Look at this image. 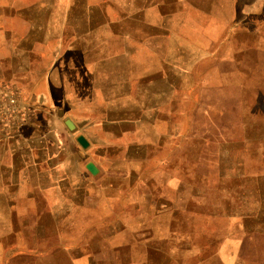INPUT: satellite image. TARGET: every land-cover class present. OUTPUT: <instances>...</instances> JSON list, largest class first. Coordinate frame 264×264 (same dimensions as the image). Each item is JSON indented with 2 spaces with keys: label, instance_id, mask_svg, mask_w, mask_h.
Masks as SVG:
<instances>
[{
  "label": "rangeland",
  "instance_id": "obj_1",
  "mask_svg": "<svg viewBox=\"0 0 264 264\" xmlns=\"http://www.w3.org/2000/svg\"><path fill=\"white\" fill-rule=\"evenodd\" d=\"M47 71L83 160L147 115L73 200L19 170L57 141L17 134L64 127L22 90ZM0 164V264H264V0H0Z\"/></svg>",
  "mask_w": 264,
  "mask_h": 264
},
{
  "label": "crops",
  "instance_id": "obj_2",
  "mask_svg": "<svg viewBox=\"0 0 264 264\" xmlns=\"http://www.w3.org/2000/svg\"><path fill=\"white\" fill-rule=\"evenodd\" d=\"M27 52L30 51L27 50ZM64 72L65 71H62L60 74L61 79L59 76L57 80L53 78V74H50L49 71L44 72L41 76H39L38 79L33 78L34 80L32 81V86L22 88L23 92L27 95L28 100L38 108V111L41 110L45 111L46 114H50V110H53L57 112L56 115L58 118L64 117V119L62 120L64 127H57L56 129L59 128V130H54L51 132H21L17 134V137L20 139V142L23 145V147L19 149V151H17V155L22 154V151H26V155L29 157L30 155L27 150H30L31 152L33 151L32 144L34 143V141L45 142V140H48L49 137H52L57 141V148L50 154L49 151H51L52 149L45 148V150H48L43 154V157L48 156L45 161L41 160V162L38 163L26 162L25 164L20 165V169L19 166L11 168L13 171L18 169L20 171H23L22 168L24 167V172L33 173L32 177H34L35 173V176H37L38 179V184L43 180L45 174L47 176V180L50 182V187H54V189L52 190H54L58 194H64L66 199L73 200V196H76L75 192L81 189L83 185L87 189H89L88 191L90 193L91 187L89 185V182L95 180V177L100 172V167L97 165V160L100 159L98 153H100L101 148L103 150H107L108 148L114 147L115 144L112 142V140L115 138H119V136L123 134V132H121L119 129H121L124 125L139 126L140 124H144L147 115L143 114V110L141 111L142 114L137 116L122 114L116 117H109L106 113V115L103 117L104 119L102 118L101 120V122L105 123L107 126L104 130L105 137L103 138L105 140L100 144L99 149H94V155L91 158L92 161L83 160L87 157L86 151L88 148L83 149L77 142V137L82 135L89 141L90 145H93L94 147L97 145H94V141L88 138L85 134H79L74 138L70 133L73 131H69L65 125L66 120H71L76 126L75 130L80 129V126L78 124L79 122L77 120L68 117L65 118L64 116L65 108L73 107L76 104L74 102L75 100L72 98L69 88L66 86V83L62 78V76H64ZM52 73H54V71ZM141 107L144 108L145 105ZM159 107H156V110L158 109L157 111H159ZM56 115L45 117V119L50 120V118H53L54 121L58 122ZM38 122V120L33 121L32 126L35 125V123L37 124ZM111 126L112 128L116 126V131H113ZM89 162H92L98 169L99 172L97 175L93 176L86 169V164ZM2 170L3 166L2 164H0V173L2 172ZM16 182V180H13L11 181V184H16ZM67 187L71 189L69 195L67 194V191H65Z\"/></svg>",
  "mask_w": 264,
  "mask_h": 264
},
{
  "label": "water",
  "instance_id": "obj_3",
  "mask_svg": "<svg viewBox=\"0 0 264 264\" xmlns=\"http://www.w3.org/2000/svg\"><path fill=\"white\" fill-rule=\"evenodd\" d=\"M65 125L69 131H74L76 129L75 124L71 120H66ZM77 142L83 149H87L90 146L89 141L84 136L77 137ZM86 169L93 175L98 174V169L95 167V165L91 162L86 164Z\"/></svg>",
  "mask_w": 264,
  "mask_h": 264
},
{
  "label": "built area",
  "instance_id": "obj_4",
  "mask_svg": "<svg viewBox=\"0 0 264 264\" xmlns=\"http://www.w3.org/2000/svg\"><path fill=\"white\" fill-rule=\"evenodd\" d=\"M6 98H7V103L10 107V110L12 111V113L17 112L18 110H20V101L19 98L16 95H10V94H6Z\"/></svg>",
  "mask_w": 264,
  "mask_h": 264
}]
</instances>
